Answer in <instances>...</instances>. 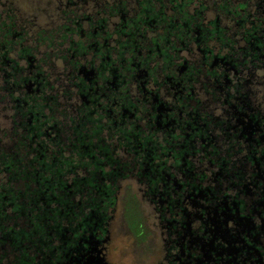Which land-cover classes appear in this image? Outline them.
<instances>
[{
  "label": "flooded vegetation",
  "instance_id": "1",
  "mask_svg": "<svg viewBox=\"0 0 264 264\" xmlns=\"http://www.w3.org/2000/svg\"><path fill=\"white\" fill-rule=\"evenodd\" d=\"M212 1L190 6L191 43H244L248 28L264 41V0ZM210 8L215 17L206 21ZM245 13L255 20L240 26L235 19ZM108 21L116 24L112 17ZM194 51L204 58L191 46ZM215 54L242 60V51ZM227 64L199 63L201 72L190 74V97L183 101L189 114H177L178 104L167 93L157 107L167 114L151 117L157 110L149 102L150 110L123 119L118 135L103 134L110 158L103 162L106 178L98 183L104 195L98 192L101 209L90 230L80 213L77 228L67 231L70 237L44 245L43 260L41 254L31 259L34 246L20 259L14 250L4 254L6 245H0V264H114L108 251L117 205L119 231L130 239L131 264H264V82L253 78L250 68L239 65L234 71ZM200 75L205 100L196 96ZM208 95L218 101L214 109ZM138 250L142 262L136 261Z\"/></svg>",
  "mask_w": 264,
  "mask_h": 264
},
{
  "label": "trees",
  "instance_id": "2",
  "mask_svg": "<svg viewBox=\"0 0 264 264\" xmlns=\"http://www.w3.org/2000/svg\"><path fill=\"white\" fill-rule=\"evenodd\" d=\"M189 5L190 0H138L139 9L131 17L125 1L119 0L102 5L96 14H81L70 22L74 27L64 24L60 60L69 68L57 76L63 88L52 83L22 33L1 28L0 94L13 110L15 124L8 138L14 137L13 143L9 148L0 145L4 254L14 250L20 259L27 258L34 246L31 259L41 254L43 260L44 245L70 237L67 231L77 228L80 213L83 225L92 227L101 209L98 192L104 195L98 181L106 178L103 162L110 158L103 134L118 135L123 119L148 110L146 103L156 111L162 105L160 96L167 93L178 104L177 114H189L183 101L190 97V74L200 73L201 67L181 59V52L194 46L203 53L200 65L218 68L228 63L234 71L239 65L246 70L264 63V41L253 34L254 28L246 30L250 37L239 50L236 43L216 44L220 51H242L240 63L234 55L215 54L205 41L191 43ZM250 16L241 14L235 20L240 26L250 24L255 20ZM111 17L116 24L110 25ZM59 99L67 101L70 113L59 110ZM158 114L167 113L149 115Z\"/></svg>",
  "mask_w": 264,
  "mask_h": 264
},
{
  "label": "rangeland",
  "instance_id": "3",
  "mask_svg": "<svg viewBox=\"0 0 264 264\" xmlns=\"http://www.w3.org/2000/svg\"><path fill=\"white\" fill-rule=\"evenodd\" d=\"M115 1L119 0H0V33H2V29L4 31L10 29L22 33L25 37L23 40L34 50L40 65L50 74L52 83L55 86L61 83L63 88V83L61 81L57 84V76L61 77L63 71L66 73V69L69 67H64V65L66 66L67 64L60 60V57L63 55L61 51L65 44V41L62 39V36L65 35L64 29L61 28V26L68 24L74 27L75 25L70 22H72V20L78 21L79 18L77 17H80L81 14H96L102 5H110L115 3ZM123 1H125L127 13H129L131 17H135L138 11L137 9H139L137 6L138 0ZM201 1L202 0H190L189 10L191 9L190 6H197ZM215 13L211 8L207 10L205 12L206 21L214 18ZM250 18L252 17L250 16ZM222 24H225V21H222ZM69 36L73 35L69 34ZM69 36L66 35L67 38ZM208 45L213 47V52L218 53L220 51L216 43H208ZM242 46L243 44L241 43L236 44L237 49ZM222 52L224 53L225 51ZM179 56L181 59L189 60V63H193L196 68L200 69L199 52L194 51L190 53L184 51L181 52ZM249 68L253 70V78L259 83H263L264 68H255L254 66H250ZM228 75L232 77L233 73ZM61 79H64V77ZM203 83L204 77L202 75L198 76V80L194 83L196 85V96L201 100L207 99V87H205V85L201 87ZM161 92L163 93V90H160V94ZM2 94L4 93L0 94V145L4 146L3 148H9L15 139L14 137L11 140L8 139L9 132L15 124L12 119L13 110L7 104L6 99L2 97ZM211 100H213V102L210 104V108L214 109L215 107L213 106H217L218 101L215 96H213L212 99L211 97L209 98L208 95V101L210 102ZM59 102V110L70 113L67 101L59 99ZM146 108L150 110L149 107ZM213 111H216V114L219 112L217 110ZM84 174V172L80 171L81 176ZM125 181H128V179ZM125 181L120 182V185L124 184L123 182ZM121 192L122 188H119L118 195H120ZM119 209L120 207L117 205L116 211L113 213L110 229L112 230V239L114 240L109 246L108 258L113 260L114 264H131L129 263L131 257L127 255L129 252L130 239L119 231ZM139 252L141 251L138 250V253ZM136 261L142 262L140 253L136 256Z\"/></svg>",
  "mask_w": 264,
  "mask_h": 264
}]
</instances>
